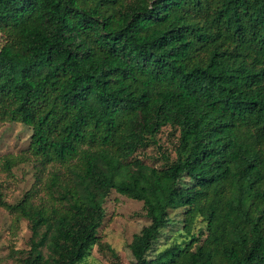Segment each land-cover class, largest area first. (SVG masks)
<instances>
[{
    "label": "trees",
    "instance_id": "obj_1",
    "mask_svg": "<svg viewBox=\"0 0 264 264\" xmlns=\"http://www.w3.org/2000/svg\"><path fill=\"white\" fill-rule=\"evenodd\" d=\"M0 33V124L53 169L47 206L0 191L32 232L16 264H81L112 191L150 220L131 264H264V0H0ZM165 127L175 157L132 160ZM177 210L190 243L160 252Z\"/></svg>",
    "mask_w": 264,
    "mask_h": 264
},
{
    "label": "rangeland",
    "instance_id": "obj_2",
    "mask_svg": "<svg viewBox=\"0 0 264 264\" xmlns=\"http://www.w3.org/2000/svg\"><path fill=\"white\" fill-rule=\"evenodd\" d=\"M4 41L0 33V47ZM32 129L19 123L0 124V160L6 156L28 157L26 163L20 164L11 172L0 167V191L7 204L17 205L29 192H34L33 202L36 205L49 204L46 182L50 177L52 166L41 167L29 150ZM179 133L165 127L152 140L148 147L141 149L132 160H141L145 164L162 169L167 165L165 156L175 157L174 148ZM61 172V167L57 166ZM63 170V169H62ZM106 216L98 231V243L91 247L81 264H131L130 245L136 234L150 224L142 202L131 200L112 191L104 204ZM170 224L163 230V244L159 251L178 245L186 247L191 237L183 229V210L171 211ZM199 241L206 238V225L198 223L195 230ZM32 232L27 220L20 219L0 206V264H16L20 253L29 250Z\"/></svg>",
    "mask_w": 264,
    "mask_h": 264
}]
</instances>
